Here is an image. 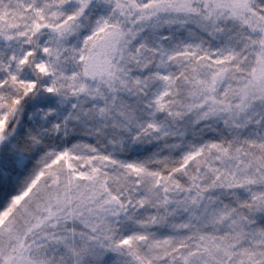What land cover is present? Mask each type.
Wrapping results in <instances>:
<instances>
[{
	"label": "snow or ice",
	"instance_id": "snow-or-ice-1",
	"mask_svg": "<svg viewBox=\"0 0 264 264\" xmlns=\"http://www.w3.org/2000/svg\"><path fill=\"white\" fill-rule=\"evenodd\" d=\"M0 264H264V0H0Z\"/></svg>",
	"mask_w": 264,
	"mask_h": 264
}]
</instances>
